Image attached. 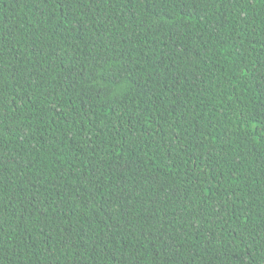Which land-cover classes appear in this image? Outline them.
<instances>
[{
	"label": "trees",
	"instance_id": "obj_1",
	"mask_svg": "<svg viewBox=\"0 0 264 264\" xmlns=\"http://www.w3.org/2000/svg\"><path fill=\"white\" fill-rule=\"evenodd\" d=\"M0 264H264V0H0Z\"/></svg>",
	"mask_w": 264,
	"mask_h": 264
}]
</instances>
